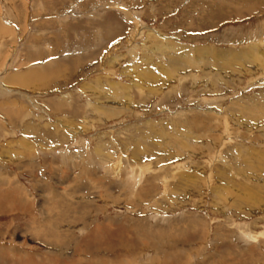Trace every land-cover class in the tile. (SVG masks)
<instances>
[{
	"label": "rangeland",
	"instance_id": "1",
	"mask_svg": "<svg viewBox=\"0 0 264 264\" xmlns=\"http://www.w3.org/2000/svg\"><path fill=\"white\" fill-rule=\"evenodd\" d=\"M263 22L264 0H0V88L59 67L46 91L0 93V191L34 204L0 220V242L42 257L68 245L70 261L93 246L108 264H264ZM253 43L259 65L243 68ZM46 196L62 234L13 235Z\"/></svg>",
	"mask_w": 264,
	"mask_h": 264
},
{
	"label": "bare ground",
	"instance_id": "2",
	"mask_svg": "<svg viewBox=\"0 0 264 264\" xmlns=\"http://www.w3.org/2000/svg\"><path fill=\"white\" fill-rule=\"evenodd\" d=\"M216 5V4H215ZM242 7V6H241ZM214 12V11H213ZM249 13H251V10L249 11ZM213 17V16H212ZM211 18V17H210ZM213 19V18H212ZM220 22V21H219ZM250 22V21H249ZM264 23V22H263ZM261 25V24H260ZM0 26H1V24H0ZM3 29V28H2ZM7 30V29H6ZM2 33V32H1ZM9 33V32H8ZM13 33V32H12ZM135 34H133L131 37H132V39L133 38H135V36H134ZM154 36V34H152V37ZM257 36H259V35H257ZM41 37V36H40ZM178 39V38H177ZM256 39V38H255ZM258 39V38H257ZM261 39V38H260ZM154 40V39H153ZM158 40V41H157ZM156 40V42H159V40L160 39H157ZM130 41V40H129ZM163 41V40H162ZM258 42V41H257ZM263 42V41H262ZM167 43V42H166ZM256 43V42H255ZM173 44V43H172ZM177 45V44H176ZM258 46H259V44H251V46L247 49V51L245 50V52H243V51H241L240 50V53L239 52H236V53H239V54H236V56L234 57V59H235V61H239V63L242 61V64H244L245 62H246V65L249 63V65L251 64V66L252 67H250L249 65H248V67H250V68H252V69H254V68H257L258 67V65L256 64V62H258V59L260 60V54H258L259 53V48H258ZM161 47V46H160ZM159 47V48H160ZM171 47V46H170ZM207 47V46H206ZM205 48V47H204ZM209 48H211V47H209ZM169 49V48H168ZM191 49V48H190ZM194 49V48H193ZM217 49V48H216ZM175 50V49H174ZM202 50H204V49H202ZM206 50H207V48H206ZM205 50V51H206ZM210 50V49H209ZM209 50H208V52H209ZM212 50V49H211ZM229 49H227V51H228ZM145 51V50H144ZM165 51V50H164ZM190 51V50H189ZM198 51V50H197ZM204 51V52H205ZM216 51V50H215ZM230 51V50H229ZM233 51H235V50H233ZM7 52V51H6ZM186 52H188V51H186ZM192 52V51H191ZM212 52V51H211ZM213 52H214V49H213ZM217 52H220V51H218L217 50ZM224 52V54H226V51H222V53ZM101 53V52H100ZM194 54H195V52H193ZM200 53V52H199ZM206 53V52H205ZM210 53V52H209ZM215 53V52H214ZM221 53V52H220ZM261 53V52H260ZM263 53V52H262ZM7 54V53H6ZM9 54V53H8ZM8 54H7V56H8ZM38 54H40V53H38ZM103 54V53H102ZM192 54V53H191ZM212 54V53H211ZM190 55V54H189ZM193 55V54H192ZM197 55H198V52H197ZM196 55V56H197ZM202 55H204V53L202 54ZM210 55V54H209ZM208 55V56H209ZM262 55V54H261ZM264 55V54H263ZM6 56V57H7ZM175 56V55H174ZM206 56H207V54H206ZM217 56V55H216ZM225 56V55H224ZM231 56H233V54L231 55ZM186 57V56H185ZM190 57H192V56H190ZM198 57H200V55L198 56ZM198 57H196V58H198ZM212 57V56H211ZM214 57V56H213ZM264 57V56H263ZM77 57H75V62H77V59H76ZM188 59L187 60H189V57H187ZM194 58V57H193ZM207 58V57H206ZM206 58H205V61H206ZM91 59H93V58H90V60ZM172 59V58H171ZM175 59V58H174ZM192 59V58H191ZM195 59V58H194ZM201 59V58H200ZM214 59H216V58H214ZM213 59V60H214ZM179 60V59H178ZM177 60V61H178ZM182 59H180V61H181ZM199 60V59H198ZM210 60V59H209ZM212 60V59H211ZM219 60H221V61H219ZM219 62H220V64L222 63V66L225 64V63H227V64H229L230 62H229V60H227L226 59V56L225 57H222V58H219ZM6 61V59H4V62ZM79 61V60H78ZM184 61V60H183ZM182 61V62H183ZM192 61H193V59H192ZM215 61V60H214ZM217 61V60H216ZM217 61V63H219ZM231 61V60H230ZM234 61V62H235ZM245 61V62H244ZM263 62H262V64L264 63V60H262ZM9 62V61H8ZM188 62V61H187ZM196 62V61H195ZM233 62V61H232ZM261 62V61H260ZM24 63V62H23ZM26 63V62H25ZM59 63V62H58ZM181 63V62H180ZM190 65H191V67L192 66H195L192 62H190V60H189V62H188ZM207 63V62H206ZM205 63V64H206ZM21 65H22V63H20ZM55 64V63H54ZM60 64V63H59ZM101 64V63H100ZM183 64V63H182ZM219 64V65H220ZM241 64V63H240ZM239 64V65H240ZM241 64V65H242ZM253 64H255L256 65V67H254L253 66ZM261 64V65H262ZM9 65V64H8ZM20 65V66H21ZM53 64H50V63H47V64H45V65H38L37 67H31V68H26V69H28L27 71L26 70H23V71H26V72H24V74H21V75H19V73H17V72H14V74L10 77L9 76V78H6V81L5 82H3V85H1V88H0V93L1 94H6L7 92H9L10 91V89L6 86V85H4V84H7V85H13V86H17V87H22V88H26V89H41V90H43V91H46L47 89H50V87H46V86H51V84L54 82L53 80H54V74L55 73H53L54 71H56V69L55 70H52L54 67L55 68H59L58 67V65L57 66H55L54 65V67L52 66ZM207 65H208V63H207ZM226 65V64H225ZM234 65H235V63H234ZM234 65H232L233 67H234ZM237 65V64H236ZM245 65V64H244ZM2 66V65H1ZM4 66V65H3ZM198 66V65H197ZM204 66V65H203ZM218 66V65H217ZM216 66V67H217ZM230 66H231V63H230ZM231 66V67H232ZM9 67V66H8ZM24 67V66H23ZM190 67V66H189ZM211 67V66H210ZM227 66H223V67H221L220 69H224V71H226L227 72V69L228 68H226ZM235 67H238V66H235ZM241 67V66H240ZM242 67H243V65H242ZM246 67V66H245ZM3 68V67H2ZM5 68V67H4ZM204 68V67H203ZM206 68V67H205ZM208 68V67H207ZM219 68V67H218ZM230 68V67H229ZM244 68V67H243ZM7 69V68H6ZM172 69V68H171ZM216 69V68H215ZM236 69H239V68H236ZM247 69H249V68H247ZM2 70H4V69H2ZM206 70H208V69H206ZM60 71V70H59ZM167 71V70H166ZM216 71H218V70H216ZM234 71H237V70H235L234 69ZM239 71H241V70H239ZM251 71V70H250ZM219 72V71H218ZM220 72H221V70H220ZM225 72V73H226ZM53 73V74H52ZM240 73V72H239ZM238 73V74H239ZM142 76V75H141ZM146 79V78H145ZM222 79V78H221ZM56 80V79H55ZM53 81V82H52ZM149 84V83H148ZM121 85V84H120ZM135 85V84H134ZM106 87V86H105ZM115 87V86H114ZM120 88V87H119ZM96 89V88H95ZM124 89V88H123ZM9 90V91H8ZM94 90V89H93ZM99 90V89H98ZM132 90V89H131ZM97 91V90H96ZM105 94V93H104ZM126 94V93H125ZM114 97V96H113ZM105 98V97H104ZM108 99V98H107ZM110 99V98H109ZM112 100V99H111ZM61 102V101H60ZM59 101L58 102H56L55 103V109H57V108H59V107H62V105H65V103L63 104V102H61L60 103ZM70 104V103H69ZM109 106V105H108ZM20 107V106H19ZM99 107V106H98ZM112 107V106H111ZM102 108V107H101ZM62 109H63V107H62ZM61 109V110H62ZM93 109V108H92ZM100 109V108H99ZM98 109V110H99ZM104 109V108H103ZM131 111V110H130ZM95 112V111H94ZM108 112H109V110H108ZM121 112V111H120ZM119 112V113H120ZM125 112V111H124ZM111 113V112H110ZM119 113L117 114V115H119ZM116 113L114 112V114L113 115H115ZM108 115H110L109 113H108ZM107 115V116H108ZM213 115V114H212ZM215 115V114H214ZM111 116H112V114H111ZM116 116V115H115ZM113 117V116H112ZM109 118V117H108ZM215 118V117H214ZM216 119V118H215ZM218 119V118H217ZM192 122V121H191ZM198 122V121H197ZM210 123V122H209ZM45 124V123H44ZM188 124V123H187ZM213 124V123H212ZM211 125V124H210ZM200 126V125H199ZM212 126V125H211ZM208 128H209V125H208ZM184 130V129H183ZM185 130H186V128H185ZM206 130V129H205ZM32 131V130H31ZM204 132V131H203ZM208 136V135H207ZM179 137V136H178ZM181 137V136H180ZM24 140V139H23ZM26 141V140H25ZM24 141V142H25ZM29 141V140H28ZM23 142V141H22ZM28 143V142H27ZM165 143V142H164ZM29 144H31V143H29ZM166 144V143H165ZM223 144V143H222ZM13 145V144H12ZM34 145V144H33ZM169 145V144H168ZM181 145V144H180ZM26 146V145H25ZM29 146V145H28ZM184 146V145H183ZM21 151H23V150H21ZM27 151V150H26ZM31 151V150H30ZM32 152V151H31ZM30 152V153H31ZM34 152V151H33ZM98 152V151H97ZM25 153H27V152H25ZM24 153V154H25ZM20 154H21V152H20ZM23 154V155H24ZM27 155V154H26ZM109 157V156H108ZM261 157V156H260ZM94 158V157H93ZM29 159V158H28ZM48 163V162H47ZM53 163V162H52ZM55 164V163H54ZM60 166V165H59ZM56 168V167H55ZM138 169V168H137ZM114 171V170H113ZM57 172V171H56ZM115 173L117 172V171H114ZM7 174V173H6ZM10 174V173H9ZM60 174H62V173H60ZM120 174V173H119ZM5 175V174H4ZM116 175H118V173H116ZM2 176V175H1ZM61 176V175H60ZM59 176V177H60ZM98 177V176H97ZM2 178H4V177H2ZM8 178H10V177H8L7 176V179ZM8 181V180H7ZM114 181V180H113ZM0 182H2L1 180H0ZM3 182H4V180H3ZM10 182V181H9ZM9 182H8V184H9ZM7 183V182H6ZM62 183V182H61ZM109 183H110V181H109ZM224 183V182H223ZM111 184V183H110ZM77 186V185H76ZM112 186V185H111ZM110 185L109 186H107L106 187V189L109 191V187H111ZM223 187V186H222ZM225 187V186H224ZM112 188V187H111ZM89 189V188H88ZM114 190V189H113ZM44 191V190H43ZM46 191V190H45ZM76 191V190H75ZM249 191V190H248ZM51 192H52V190H51ZM50 192V193H51ZM83 192V191H82ZM45 193V192H44ZM59 192H56V194L54 193V195H56V196H61V194H58ZM20 194V193H19ZM78 194V193H77ZM232 194V193H231ZM240 194V193H239ZM242 194V193H241ZM244 194V193H243ZM26 196V194H23V196ZM47 195V194H46ZM49 195V194H48ZM71 195V194H70ZM89 195V194H88ZM246 195V194H245ZM23 196H20L19 197V195H17V191H16V189H13L12 191H0V220H8V218H9V216H11L12 214L11 213H14V212H17L16 211V209H17V206H19V205H22V206H25V211L27 210V211H32L33 210V206H34V204L32 203V204H30V201H31V199H30V201H27L26 200V198L25 199H23V198H21V197H23ZM110 196V195H109ZM54 197V196H53ZM63 197V196H62ZM67 197V196H66ZM145 197V196H144ZM190 198V197H189ZM28 199V198H27ZM258 199V198H257ZM52 200V199H51ZM51 200H49L48 199V196H46V199H44V197H43V202H44V206H45V211H44V217L43 218H37L38 220H35L34 222H36V224L35 223H32L33 225H31V224H28V223H30L31 222V220H30V222H26V224L25 225H20V226H17V225H15L14 226V229H11V230H13V235H14V233H16L17 231H18V233L19 232H21L20 234V236H22V233H25V234H23V235H26V234H29V235H32V236H34L33 237V239L35 238V239H38V240H46V241H53V240H55V236H59V234H62V231L61 232H58L57 234H55V233H53L54 232V229H58V227H56V225L57 224H55V226H53V222L52 221H57L55 218L53 219L52 217H51V215H53V213H52V210H53V207H50L51 205L52 206H54V203L51 201ZM59 200V199H58ZM61 200H63V198L61 199ZM60 201V200H59ZM32 202V201H31ZM56 205L57 204H55V206L54 207H56ZM70 205V204H69ZM58 206V205H57ZM60 206V205H59ZM69 207V206H68ZM38 209V208H37ZM35 210V209H34ZM40 211V210H39ZM53 211H56V210H53ZM91 211V210H90ZM19 212V211H18ZM25 213V212H24ZM27 213H29V212H27ZM55 213V212H54ZM46 215H48V217L46 216ZM53 216H55V215H53ZM5 220V221H6ZM10 221V220H9ZM55 223V222H54ZM60 223V222H59ZM84 223V222H83ZM11 225V224H10ZM58 226V225H57ZM13 227V226H12ZM9 228H10V226H9ZM95 228H96V226H95ZM202 228V227H201ZM62 229V228H61ZM65 229V228H64ZM102 229V228H101ZM177 230V229H176ZM110 232V231H109ZM31 233V234H30ZM1 234V233H0ZM11 234V233H10ZM17 234V233H16ZM182 234V233H181ZM2 235H3V233H2ZM19 235V234H18ZM105 235H106V233H105ZM116 235V234H115ZM256 235V234H255ZM16 236V235H15ZM2 237H4V236H2ZM18 237V236H17ZM61 237V236H60ZM93 237V236H92ZM7 238V237H6ZM19 238V237H18ZM62 238V237H61ZM228 238H230V237H228ZM252 238V237H251ZM3 239V238H2ZM1 239V240H2ZM5 239V238H4ZM3 239V240H4ZM19 239H22V238H19ZM58 240V239H57ZM104 240V239H103ZM232 240V239H231ZM5 241V240H4ZM60 241H62V240H60ZM107 243H106V245H108L110 242L109 241H106ZM63 243H65L64 241H63ZM9 244H10V242H9ZM11 244H13V243H11ZM53 244V243H52ZM62 244V243H61ZM66 244V243H65ZM54 245V244H53ZM60 245V244H59ZM67 245V244H66ZM86 247H83L84 249L86 248V249H88V248H90L92 245L91 244H88V243H86V245H85ZM95 246V245H94ZM97 246V245H96ZM120 246V245H119ZM56 247H59V248H55V249H53V250H50L51 252H47L46 253V255H44L43 257H42V254H40V253H30L29 251L28 252H25L24 250V252L25 253H21V252H18V250L20 251V249H17V247L16 248H14V247H11L10 245H6V244H4V243H2V242H0V264H108L109 263V261L111 260V258H108V257H104L103 258V255L104 254H107V253H104V254H100V253H103V252H98L99 253V255L97 254H94L93 252V246H92V248H91V250H89V253H90V255L91 256H84V260L83 261H80L79 260V258H77L76 260H69V259H67V255H68V253H67V249L69 248V246L67 245V247H64L63 246V244L62 245H60V246H56ZM79 247V246H78ZM111 247L112 246H109V247H107V249L105 248L104 249V251H107L108 252V254L110 253V252H112V250H114V249H111ZM13 248H14V250H13ZM72 248V247H71ZM98 249H100L99 247H97ZM120 248V247H119ZM78 249V248H77ZM126 249H127V247H126ZM72 250H74L73 248H72ZM122 250V249H121ZM17 251V252H16ZM48 251V250H47ZM97 251H102V250H97ZM114 251H117V250H114ZM116 253V252H115ZM118 253V252H117ZM214 253V252H213ZM49 254H51L52 256H48ZM94 254V255H93ZM118 255V254H117ZM120 255V254H119ZM221 255V254H220ZM56 258H55V257ZM70 256V255H69ZM222 256V255H221ZM220 256V257H221ZM251 256V255H250ZM78 257H80V256H78ZM219 257V258H220ZM70 258V257H69ZM155 258H157L156 256H154V257H150L149 259L150 260H152V262L153 261H155ZM71 259V258H70ZM119 259H121V258H119ZM118 259V260H119ZM117 260V259H116ZM65 261H68L69 263H65ZM113 261V260H112ZM111 261V262H112ZM120 261V260H119ZM221 261H222V259H221ZM114 262H115V260H114ZM117 262V261H116ZM120 262H122V261H120ZM126 262V261H125ZM149 262V261H148ZM154 263V262H153ZM260 263V262H259ZM121 264V263H120ZM253 264V263H252ZM262 264V263H261Z\"/></svg>",
	"mask_w": 264,
	"mask_h": 264
}]
</instances>
